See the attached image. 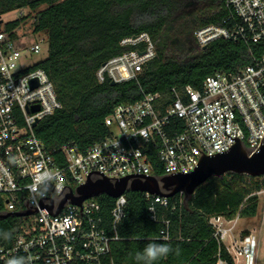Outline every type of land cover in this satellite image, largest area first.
I'll use <instances>...</instances> for the list:
<instances>
[{"label": "built area", "instance_id": "built-area-1", "mask_svg": "<svg viewBox=\"0 0 264 264\" xmlns=\"http://www.w3.org/2000/svg\"><path fill=\"white\" fill-rule=\"evenodd\" d=\"M229 15L223 24L195 31L201 47L217 39L245 42L264 38V0H228ZM22 12H20V15ZM0 16V195L7 212L35 211L11 246L0 245V262L22 256L25 264H107L110 245L119 239L117 227L126 216V193L113 198L110 218L102 213L97 197L81 205L61 201L89 179L112 182L129 177L157 176L152 157L163 175L188 174L201 157L228 151L240 141L255 152L264 140V55L239 73L217 72L200 89L173 87L172 96L144 94L131 103L118 104L104 119L109 134L82 152L67 143L61 152L49 150L36 136L39 121L62 107L47 73L35 64H24L41 52L46 38L28 47L17 43L15 30H7ZM121 54L103 63L97 80L115 83L137 79L157 54L148 33L125 37ZM55 153V154H53ZM148 211L157 218L156 204L168 206L169 197L143 192ZM179 194L183 195L182 192ZM34 217V218H32ZM216 238L226 239L229 229L221 217L213 218ZM168 224V221H165ZM256 240L244 235L233 251L238 262L254 264ZM216 264H230L218 257Z\"/></svg>", "mask_w": 264, "mask_h": 264}, {"label": "trees", "instance_id": "trees-1", "mask_svg": "<svg viewBox=\"0 0 264 264\" xmlns=\"http://www.w3.org/2000/svg\"><path fill=\"white\" fill-rule=\"evenodd\" d=\"M227 1L1 0L0 16L29 8L35 12L33 32L46 36L47 56L32 68L47 73L62 107L39 121L36 136L57 153L67 143L85 152L109 134L104 119L118 104L136 102L144 94L172 96L173 87L200 89L217 72L237 74L252 64L264 55V38L250 42L217 39L201 47L195 37L201 27L223 24L229 15ZM26 18L19 16L5 27L15 30ZM144 32L156 41L157 54L137 79L100 83L99 67L126 49L120 41ZM152 163L154 173L162 176L156 156ZM262 190L264 176L234 172L211 176L187 199L177 193L169 197L168 206L156 204V219L148 211L144 194L128 191L126 216L117 227L119 239L111 242L107 264H135V253L150 241L173 248L155 264H216L218 257L234 264L224 242L216 238L211 220L256 216ZM97 200L110 218L115 200L105 194ZM4 210L5 199L0 195V214ZM26 221L15 215L0 218V245L11 246ZM15 258L25 264L22 256Z\"/></svg>", "mask_w": 264, "mask_h": 264}, {"label": "water", "instance_id": "water-1", "mask_svg": "<svg viewBox=\"0 0 264 264\" xmlns=\"http://www.w3.org/2000/svg\"><path fill=\"white\" fill-rule=\"evenodd\" d=\"M1 1V0H0ZM114 84V81H111ZM227 172L248 174L250 176H264V140L260 147L249 154L242 143L237 141L228 151L216 153L212 156L201 157L198 166L188 174H171L156 177L145 176L144 179L135 178L129 182V177L112 182L106 177L86 183L77 188L78 196L68 194L60 203L56 213H59L63 204L70 199L73 204L81 203L91 197L107 195L111 198H118L128 191L149 192L164 197H172L182 192L185 199L193 195L195 189L211 176H222ZM35 211L7 212L0 214V218L8 216H28Z\"/></svg>", "mask_w": 264, "mask_h": 264}, {"label": "rangeland", "instance_id": "rangeland-1", "mask_svg": "<svg viewBox=\"0 0 264 264\" xmlns=\"http://www.w3.org/2000/svg\"><path fill=\"white\" fill-rule=\"evenodd\" d=\"M43 7L44 6L41 8ZM20 12H22L21 15ZM23 15H26L27 18L21 26L16 29V34L18 36L17 43L21 47H28L36 42L40 37V34L33 32V17L35 12L31 11L29 8H21L3 14L2 20L4 26L7 22L15 20L19 16ZM41 37L46 38L45 35H42ZM41 47V52L30 56L24 64H36L43 60L48 53L47 41H44ZM225 226L232 228L230 237L224 240V244L228 249L233 251L232 247L234 245L237 246V244L239 245L240 239L245 234H252L256 240L254 264H264V190L259 192V205L256 216L250 218H240L235 222L226 224ZM249 229H252V232L249 231ZM234 264H245L244 257H241L238 262L234 261Z\"/></svg>", "mask_w": 264, "mask_h": 264}, {"label": "clouds", "instance_id": "clouds-1", "mask_svg": "<svg viewBox=\"0 0 264 264\" xmlns=\"http://www.w3.org/2000/svg\"><path fill=\"white\" fill-rule=\"evenodd\" d=\"M172 252L173 248L170 244L150 241L141 251L135 253L134 261L135 264H155L156 261L167 258ZM175 253L179 255L178 248ZM8 264H23V261L19 258H12Z\"/></svg>", "mask_w": 264, "mask_h": 264}, {"label": "crops", "instance_id": "crops-1", "mask_svg": "<svg viewBox=\"0 0 264 264\" xmlns=\"http://www.w3.org/2000/svg\"><path fill=\"white\" fill-rule=\"evenodd\" d=\"M258 212V211H257ZM250 218V217H249ZM222 219V225H223V227H225V228H227V229H229V232H228V234H227V236H226V239L228 238V237H230V232L232 231V228H228V227H226L225 225L226 224H230V223H232V222H235L237 219H240V218H237V219H234V220H231V221H228V220H226V219H224V218H221ZM211 222H214V220L212 219L211 220ZM244 231V230H243ZM249 231H251L252 232V229H249ZM246 235V234H245Z\"/></svg>", "mask_w": 264, "mask_h": 264}]
</instances>
